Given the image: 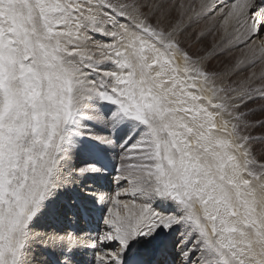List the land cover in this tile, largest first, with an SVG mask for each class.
I'll use <instances>...</instances> for the list:
<instances>
[{"label":"snow or ice","instance_id":"1","mask_svg":"<svg viewBox=\"0 0 264 264\" xmlns=\"http://www.w3.org/2000/svg\"><path fill=\"white\" fill-rule=\"evenodd\" d=\"M0 264H264V0H0Z\"/></svg>","mask_w":264,"mask_h":264},{"label":"rangeland","instance_id":"2","mask_svg":"<svg viewBox=\"0 0 264 264\" xmlns=\"http://www.w3.org/2000/svg\"><path fill=\"white\" fill-rule=\"evenodd\" d=\"M206 26H207L206 22L201 21V23H200L199 25L196 26L195 31L198 32V31H200L202 28H204V27H206ZM190 31H191V30H190ZM221 35H222V33H221L220 31L217 30V31H213V32H211V33L205 38V40H204L202 43H200V44H196L194 39L191 40V41H189V43L193 45V49H192L193 51L202 54V52H203L204 50L210 49L211 46H212L213 44H217V43H219V42H220V39H221ZM230 55H231V57H234V56L239 55V53L234 51V52L231 53ZM228 58H229V57H218V58H216V59H213V60L211 61V65H212L213 67H215V68H221V67H223V62H224L226 59H228ZM106 155H108V157H109V155H112V154H106ZM80 162H81V164H83V163L87 162V159H80ZM87 183H88V185L90 184L89 181H87ZM90 187H91V186H90Z\"/></svg>","mask_w":264,"mask_h":264},{"label":"bare ground","instance_id":"3","mask_svg":"<svg viewBox=\"0 0 264 264\" xmlns=\"http://www.w3.org/2000/svg\"><path fill=\"white\" fill-rule=\"evenodd\" d=\"M100 147H101V151L103 152V153H105V154H112V155H109V157L112 159V162H113V160L114 161H116V159H117V154H118V152L120 151V149H119V147H116V148H113V149H107V148H105V146H103V145H100ZM99 149V148H98ZM88 151L87 150H85V151H83L82 153H81V156H80V159H88V153H87ZM108 156V155H107ZM81 163V162H80ZM102 175H104V176H108V175H106V174H102ZM89 182H90V184H89V186H91V187H102V186H100L99 184H97L96 183V181L95 180H88ZM106 183H108V182H106ZM104 185H103V187H102V190H104V191H108V190H105L104 189ZM115 189H116V186H115ZM87 193H85V195H86ZM124 199H128V197H123Z\"/></svg>","mask_w":264,"mask_h":264}]
</instances>
